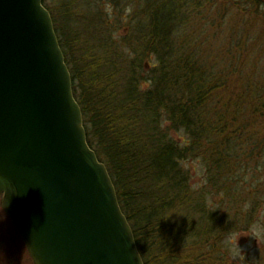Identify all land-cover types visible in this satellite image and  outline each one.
<instances>
[{
  "label": "trees",
  "instance_id": "16d2710c",
  "mask_svg": "<svg viewBox=\"0 0 264 264\" xmlns=\"http://www.w3.org/2000/svg\"><path fill=\"white\" fill-rule=\"evenodd\" d=\"M100 2L43 0L88 144L110 173L144 263L229 264L228 236L254 220L255 208L236 204L251 119L248 95L230 91L197 57L190 20L212 2L106 0L119 28L133 7L129 33L118 38ZM193 160L206 171L197 189L186 167Z\"/></svg>",
  "mask_w": 264,
  "mask_h": 264
},
{
  "label": "water",
  "instance_id": "95a60500",
  "mask_svg": "<svg viewBox=\"0 0 264 264\" xmlns=\"http://www.w3.org/2000/svg\"><path fill=\"white\" fill-rule=\"evenodd\" d=\"M0 195L33 264H145L43 0H0Z\"/></svg>",
  "mask_w": 264,
  "mask_h": 264
},
{
  "label": "rangeland",
  "instance_id": "374dc122",
  "mask_svg": "<svg viewBox=\"0 0 264 264\" xmlns=\"http://www.w3.org/2000/svg\"><path fill=\"white\" fill-rule=\"evenodd\" d=\"M105 1L100 3L113 14V4ZM210 1L208 8L192 15L190 20L189 32L197 42V57L214 75L228 82L230 91L248 95L243 108L248 110L247 121L251 119L246 122V129L250 131L243 152L246 170L239 178L243 188L236 204L246 212L255 208L254 220L244 232L234 230L228 236L229 264H264V5L255 0ZM132 10L133 7L126 11L121 28L118 13L111 16L117 38L129 33L127 24L132 19H129ZM173 137L187 138L183 133ZM186 167L191 170L194 188L206 183L201 160L190 161ZM209 200L215 206L220 203L217 195L210 196ZM0 264H33L22 238L2 208L1 195Z\"/></svg>",
  "mask_w": 264,
  "mask_h": 264
}]
</instances>
